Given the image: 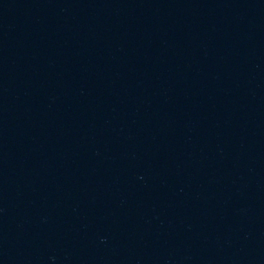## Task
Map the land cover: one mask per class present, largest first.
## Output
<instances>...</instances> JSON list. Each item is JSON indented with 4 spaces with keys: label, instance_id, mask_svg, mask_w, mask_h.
Returning <instances> with one entry per match:
<instances>
[{
    "label": "water",
    "instance_id": "obj_1",
    "mask_svg": "<svg viewBox=\"0 0 264 264\" xmlns=\"http://www.w3.org/2000/svg\"><path fill=\"white\" fill-rule=\"evenodd\" d=\"M0 264H264V0H0Z\"/></svg>",
    "mask_w": 264,
    "mask_h": 264
}]
</instances>
